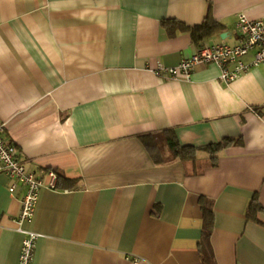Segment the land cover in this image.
Instances as JSON below:
<instances>
[{"label": "crops", "instance_id": "1", "mask_svg": "<svg viewBox=\"0 0 264 264\" xmlns=\"http://www.w3.org/2000/svg\"><path fill=\"white\" fill-rule=\"evenodd\" d=\"M241 10L263 17L264 0H0V122L29 171L59 174L25 225L41 234L35 264H264V210L247 216L256 193L264 207V62L230 82L215 63L155 72L238 43ZM206 17L217 23L199 43L174 21ZM167 129L182 145L243 143L213 167L204 149L173 159ZM9 185L0 172V264L19 263L23 240Z\"/></svg>", "mask_w": 264, "mask_h": 264}, {"label": "built area", "instance_id": "2", "mask_svg": "<svg viewBox=\"0 0 264 264\" xmlns=\"http://www.w3.org/2000/svg\"><path fill=\"white\" fill-rule=\"evenodd\" d=\"M238 43L232 45L215 41L200 47L193 55L183 58L176 66L158 62L155 72L168 79H190L196 67L215 63L221 68V78L227 82L264 62V16L251 19L246 12H238L236 23ZM252 54L250 61L245 57ZM6 123L0 122V172L10 179L9 191L15 196L20 192L21 210L15 221L23 234L18 264H35V248L41 234L25 228L32 221L40 192L43 188L57 189L58 173L50 169L44 176L29 171L17 155L15 143L5 133ZM47 178V180H46Z\"/></svg>", "mask_w": 264, "mask_h": 264}, {"label": "trees", "instance_id": "3", "mask_svg": "<svg viewBox=\"0 0 264 264\" xmlns=\"http://www.w3.org/2000/svg\"><path fill=\"white\" fill-rule=\"evenodd\" d=\"M176 24H180L183 30L189 31L193 41L199 43L207 33H209L213 26L217 23L216 21L212 22L208 20V17L204 19V21L200 24L194 26H186L181 24L177 20H174ZM142 140L145 145L151 150L156 162L163 161L162 151L163 146L161 145V139L156 137L155 135L148 133L141 135ZM162 143L166 151L170 154L173 159L176 160H184V161H194L198 160V152L201 149H204L209 152V166H217L220 153L228 147L233 145L242 144V138H224L216 143L209 144L204 147H195L191 145H182L179 142V139L173 129H167L163 133ZM59 180V174H58ZM203 209H204V219L207 229H211L214 225V210L212 204L209 203L208 200L203 201ZM264 210V207L261 205L258 199L257 193L252 198L249 208L247 210V216L249 218H255L254 216L258 211Z\"/></svg>", "mask_w": 264, "mask_h": 264}]
</instances>
